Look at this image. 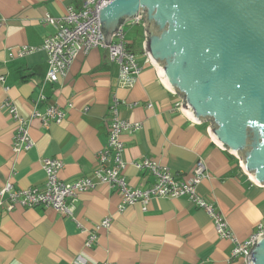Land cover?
I'll use <instances>...</instances> for the list:
<instances>
[{"label": "crops", "instance_id": "0c3cea01", "mask_svg": "<svg viewBox=\"0 0 264 264\" xmlns=\"http://www.w3.org/2000/svg\"><path fill=\"white\" fill-rule=\"evenodd\" d=\"M84 0H0V192L43 186L41 161L58 159L64 183L89 179L95 187L69 202L70 215L52 208L14 206L0 194V264H247L233 258V244L218 236L213 221L188 197L150 198L119 209L116 186L99 183L95 172L99 154L108 145L112 106L125 122L137 125L123 132L122 178L130 189L148 190L156 177L135 164L144 159L167 169L176 181L190 176L201 161L206 176L197 195L223 218L239 242L264 225V187L253 182L239 160L219 147L209 134L210 124L196 123L181 110V99L160 81L154 66L144 63L140 44H131L142 67L134 85L124 88L119 68L105 49L78 54L68 72L55 84L43 83L47 72L43 41L53 29L43 23L60 18ZM33 52L17 58L21 48ZM10 102L26 122L30 147L14 153L17 122L2 109ZM65 115L44 126L34 114L50 106ZM114 165L113 155L109 156ZM109 220L108 228H95ZM96 239L86 247L89 235Z\"/></svg>", "mask_w": 264, "mask_h": 264}, {"label": "water", "instance_id": "95a60500", "mask_svg": "<svg viewBox=\"0 0 264 264\" xmlns=\"http://www.w3.org/2000/svg\"><path fill=\"white\" fill-rule=\"evenodd\" d=\"M142 18V50L193 122L264 187V0H113L99 12L103 42ZM247 264H264V235Z\"/></svg>", "mask_w": 264, "mask_h": 264}, {"label": "built area", "instance_id": "2783aa9c", "mask_svg": "<svg viewBox=\"0 0 264 264\" xmlns=\"http://www.w3.org/2000/svg\"><path fill=\"white\" fill-rule=\"evenodd\" d=\"M113 0H84L80 8H68L66 14L60 18L46 15L43 23L53 29V34L48 36L42 44L41 49L46 53L47 72L43 83L55 84L63 78L72 62L78 54L86 55L92 49L102 48L107 52L108 60L119 68V82L124 88L134 85L142 67L138 64L133 53L128 51L124 41L123 28L113 37L109 45L103 42V35L100 32L99 12ZM142 18L127 23L129 26H141ZM125 25V26H126ZM33 52V49L21 48L14 56L22 58ZM144 63H149L145 57ZM2 80V78L0 79ZM2 109L7 111L17 122V129L14 136L12 151L14 153L26 151L30 147V138L26 122L21 119L10 102L3 104ZM64 113L50 105L44 114H34L44 126L49 122L59 123L64 118ZM121 119L118 111L112 106L110 124L108 126V145L100 152L99 168L95 172L99 183L109 186H116L121 193V204L119 209L126 205L136 203L146 205L150 198H177L186 196L196 206L202 208L211 218L218 236L233 244L231 256L237 259L247 260L252 248L254 239L258 235H264V225L257 226L256 234L248 240L239 242L235 239L226 222L214 210L212 205L207 204L198 195L196 188L201 180L206 176L204 165L201 161L196 162L195 168L190 176L184 177L181 181H176L167 169L158 167L153 161L144 159L141 163L135 164L138 170L147 169L156 177V183L148 190L130 189L122 178V171L125 164L122 161L123 145L120 137L123 132L137 128ZM113 155L114 165L110 166L109 156ZM42 169L45 173L43 186L27 188L25 190H12L7 185L1 195L8 193L7 209L14 206L21 207H43L52 208L61 216L70 215L72 209L70 201L80 192L94 189L95 184L89 179H80L73 183L62 182L58 174L63 168V164L58 159L45 158L41 161ZM109 220H103L95 230L104 227L108 228ZM96 239V235L91 232L86 242V247L90 248ZM76 264H89L77 258Z\"/></svg>", "mask_w": 264, "mask_h": 264}, {"label": "rangeland", "instance_id": "374dc122", "mask_svg": "<svg viewBox=\"0 0 264 264\" xmlns=\"http://www.w3.org/2000/svg\"><path fill=\"white\" fill-rule=\"evenodd\" d=\"M141 30H139V26H132L131 27L129 25H126V26L123 27V33H125V35L127 36V39L134 40L136 45L140 44V40H141V37H142Z\"/></svg>", "mask_w": 264, "mask_h": 264}, {"label": "trees", "instance_id": "16d2710c", "mask_svg": "<svg viewBox=\"0 0 264 264\" xmlns=\"http://www.w3.org/2000/svg\"><path fill=\"white\" fill-rule=\"evenodd\" d=\"M131 27H132V26H131ZM140 27H141V26H140ZM124 41H125V39H124ZM125 43H126V47H127L128 51H130L131 53L134 54L135 59H136V61H137V56H136L135 52H134L133 50H131V44H128L126 41H125ZM139 53H140L141 55L144 56V53H143L142 48L140 49ZM144 58H145V56H144Z\"/></svg>", "mask_w": 264, "mask_h": 264}]
</instances>
